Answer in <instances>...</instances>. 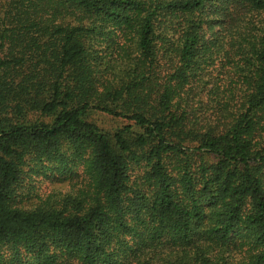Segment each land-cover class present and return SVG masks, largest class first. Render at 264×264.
Instances as JSON below:
<instances>
[{"label": "trees", "instance_id": "1", "mask_svg": "<svg viewBox=\"0 0 264 264\" xmlns=\"http://www.w3.org/2000/svg\"><path fill=\"white\" fill-rule=\"evenodd\" d=\"M0 264H264V0H0Z\"/></svg>", "mask_w": 264, "mask_h": 264}, {"label": "rangeland", "instance_id": "2", "mask_svg": "<svg viewBox=\"0 0 264 264\" xmlns=\"http://www.w3.org/2000/svg\"><path fill=\"white\" fill-rule=\"evenodd\" d=\"M89 117L99 128L110 133L126 124L122 119L97 111L90 114Z\"/></svg>", "mask_w": 264, "mask_h": 264}]
</instances>
